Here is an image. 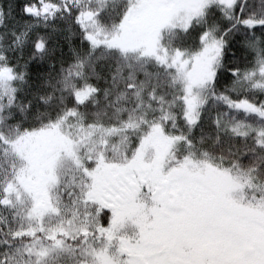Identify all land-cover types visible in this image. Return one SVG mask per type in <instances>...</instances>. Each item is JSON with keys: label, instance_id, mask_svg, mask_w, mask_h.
I'll return each mask as SVG.
<instances>
[{"label": "snow or ice", "instance_id": "1", "mask_svg": "<svg viewBox=\"0 0 264 264\" xmlns=\"http://www.w3.org/2000/svg\"><path fill=\"white\" fill-rule=\"evenodd\" d=\"M0 264H264V0H0Z\"/></svg>", "mask_w": 264, "mask_h": 264}]
</instances>
